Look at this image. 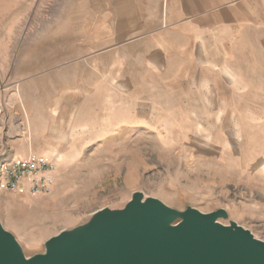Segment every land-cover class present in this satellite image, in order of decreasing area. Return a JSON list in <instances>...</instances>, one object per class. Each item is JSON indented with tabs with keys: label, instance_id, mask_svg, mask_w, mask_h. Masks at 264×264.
I'll return each mask as SVG.
<instances>
[{
	"label": "rangeland",
	"instance_id": "rangeland-1",
	"mask_svg": "<svg viewBox=\"0 0 264 264\" xmlns=\"http://www.w3.org/2000/svg\"><path fill=\"white\" fill-rule=\"evenodd\" d=\"M259 1L253 19H264ZM9 5L0 163L15 143L16 157L56 165L48 194L0 190L2 224L28 257L140 192L181 212L226 209L223 224L264 241V31L186 45L167 28L165 0ZM215 69L231 71L235 84L184 83ZM77 92L85 96L75 102ZM138 97L149 101L144 112Z\"/></svg>",
	"mask_w": 264,
	"mask_h": 264
},
{
	"label": "water",
	"instance_id": "water-1",
	"mask_svg": "<svg viewBox=\"0 0 264 264\" xmlns=\"http://www.w3.org/2000/svg\"><path fill=\"white\" fill-rule=\"evenodd\" d=\"M211 213L170 208L160 199L133 194L122 210L96 211L28 257L0 219V264H264V241Z\"/></svg>",
	"mask_w": 264,
	"mask_h": 264
},
{
	"label": "crops",
	"instance_id": "crops-1",
	"mask_svg": "<svg viewBox=\"0 0 264 264\" xmlns=\"http://www.w3.org/2000/svg\"><path fill=\"white\" fill-rule=\"evenodd\" d=\"M252 1L254 0H165L167 28L175 32L178 38H185L186 45L194 44L197 46L205 45L206 43L224 44L228 41L238 40L239 37L237 36L242 35L243 32L264 31V19L259 17L253 19L251 17V15L258 16L257 13L259 11L258 5L252 8V5L257 4H254ZM259 3L264 10V3L260 1ZM9 6V0H0V34H11L12 22L10 21L11 14L9 13ZM260 14H263V12H260ZM189 38H192V40L190 41ZM1 46L2 43L0 42V57L6 55V52H3L4 49ZM212 51L210 52L213 55H209L208 57H219L216 51ZM171 53L173 52L169 50V54ZM4 71V68L0 70V108L6 102V98L3 96V93H6L3 90L5 83L2 73ZM204 76L203 73H199L198 76L187 74L184 83L195 86L209 83L230 85L235 84L237 80L236 76L229 70L215 69L211 71L207 75L210 76V80H207ZM10 85L12 83L10 84L8 82L7 86L9 88ZM73 95L77 98L75 102L83 99L85 96L79 92ZM9 100L11 99L9 98ZM148 102L144 97H138L133 103L136 106H140L141 111L144 112V106ZM5 147L7 148L5 153L9 157H11V154L13 158H18L13 155L18 150L15 143L8 144ZM33 155L54 161L51 157L34 153ZM24 188V192L28 193L29 189L26 186Z\"/></svg>",
	"mask_w": 264,
	"mask_h": 264
},
{
	"label": "built area",
	"instance_id": "built-area-1",
	"mask_svg": "<svg viewBox=\"0 0 264 264\" xmlns=\"http://www.w3.org/2000/svg\"><path fill=\"white\" fill-rule=\"evenodd\" d=\"M0 164V190L3 192H24L26 186L32 195L50 193L51 174L56 168L54 161L35 155L21 159L6 154Z\"/></svg>",
	"mask_w": 264,
	"mask_h": 264
}]
</instances>
